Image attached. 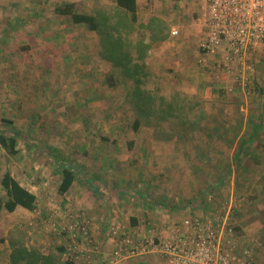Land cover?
Returning a JSON list of instances; mask_svg holds the SVG:
<instances>
[{"label":"crops","instance_id":"obj_1","mask_svg":"<svg viewBox=\"0 0 264 264\" xmlns=\"http://www.w3.org/2000/svg\"><path fill=\"white\" fill-rule=\"evenodd\" d=\"M66 3H73L74 11L80 7L85 14H92L96 7L107 5L103 0H0V116L16 122L38 120L35 135L42 138L47 148V153L44 152L47 155L43 157L49 160L45 170H54L56 175L53 176L57 180L55 193L49 194L43 191L45 188L42 186L43 190L39 187L35 189L34 184L26 182L24 185L18 181L35 194L36 206L33 210L17 206L10 213L17 211L24 217L29 214L38 217L32 226L34 231L30 234L33 233L32 242L41 253L47 255L49 248L56 246L59 250L66 248V262L69 264H109V254L114 247L109 236L111 226L120 225L139 232L151 226L159 230L176 217L172 211H168L175 205L165 207L155 199L178 198L181 193L171 185L183 184L186 192V185L192 182L200 180L201 183L196 184H202L206 179L213 180L202 173L201 177L199 173L196 174L197 179L191 177L193 174L189 171L193 162L200 171L206 166L205 159L198 153L194 159H189L191 150L200 152L193 146L155 140L152 136L148 143L128 142V138L131 140L135 135L145 134L141 129L134 131L127 125L121 126L120 130L114 128L120 125L119 120H125L134 109L136 84L110 61L102 58L97 33L85 23L73 22L69 14L57 11ZM109 3L114 5L115 0ZM152 17L163 21L165 36L157 42L152 41V44L148 30L142 36L144 43L149 46L143 52L142 59H136L141 69V93L153 98L154 94L165 98H171L176 93L197 96L205 105H217L220 117H224L227 110L236 117L233 106L241 105L244 112L241 126L236 127L239 131L232 133L228 129L230 134L238 133L230 149L231 167L238 161L235 156L241 157V154L250 151L261 153L262 161L253 157L251 160L264 166V148L254 145V138L264 135V87L259 82V76L256 74V85L261 92L258 96L259 92L253 88L255 81L248 85L247 93L245 88L229 92L219 79L202 71L197 62L200 56L198 43L202 29V7H196L192 0H136V24H146ZM171 29L178 30V33L171 35ZM133 57L136 55L133 54ZM115 94L119 102L123 99L126 104L127 101L131 104L117 111V114L108 111V101ZM230 101L233 105L227 108V102ZM232 128L236 130L235 125ZM216 132V137L224 135L222 130ZM209 144L213 150L221 148L226 151L227 148L221 145L219 137L206 145ZM239 147H242L240 152ZM34 160H29L27 167L33 164L34 167L40 166L39 160ZM213 162H210L211 170L215 168L216 171L219 163L215 159ZM62 167L72 170L73 180L70 187L60 193L58 185ZM232 174L231 178L227 175L232 184L241 180L238 173L236 175L233 171ZM225 175L223 171L219 183L226 180ZM180 176L181 180H177ZM259 181L264 182V177ZM149 183L155 190L150 196L152 201L151 198L149 201V195L143 193L149 188ZM202 190L204 192L207 189ZM188 191L187 194L193 196ZM257 194V198L263 202L259 214L264 215V190ZM56 197L59 202L63 198L68 200L63 206H69L67 212L72 211L73 214L66 219V225L74 237L57 240L54 245V241L45 243L46 235L42 229L38 230L41 228L38 221L42 222L40 216L45 214L44 205ZM52 206L57 217L63 219L62 205L53 203ZM190 206L186 207L187 210L196 214L199 210L202 214L203 210ZM185 213L186 210L182 209L177 216L181 217ZM83 217L90 221H87L90 241L80 234L82 232L78 225L85 227ZM243 229L247 233L244 235V244L253 246L258 236L256 240L262 247V219L247 221ZM3 242L10 247L6 239ZM41 242H44V246ZM69 245H72V252H69ZM261 247H258V252L262 258L261 264H264ZM9 254L10 248L3 252L0 263L10 264ZM122 264L172 262L165 256L147 254L124 259Z\"/></svg>","mask_w":264,"mask_h":264},{"label":"rangeland","instance_id":"obj_2","mask_svg":"<svg viewBox=\"0 0 264 264\" xmlns=\"http://www.w3.org/2000/svg\"><path fill=\"white\" fill-rule=\"evenodd\" d=\"M109 2H111V0H103V3L107 5L99 6L96 8L111 7L112 4H110ZM192 2L196 4V7L198 6L201 7V0H192ZM75 10H77V12L80 13H85V11L80 9V7H76ZM144 33H145V29L141 27L138 28V25L136 24L134 30H132L131 34L128 36V39L134 41V38L136 40L138 37L146 34ZM252 63H253V73L251 76L252 78L250 84L252 85V82L255 81L254 82L255 84H253V88L255 89V92L256 91L259 92L258 93L259 96L261 92L259 91L260 88L256 85V83H258V80L256 79V74L259 76V82L264 87V46H261L253 51ZM201 69L205 74L215 77L214 74L210 73L205 68H201ZM246 88L248 87H245V93L248 92V89ZM225 90L228 91L227 89ZM249 90L252 92L251 88ZM233 91H229V92H233ZM232 95L233 94H230V96ZM147 96L150 97V99L148 100L149 105L148 103L146 104L147 113L145 114L138 113L136 107H134V109L132 108L133 109L132 111L130 110L131 113L127 114L126 119L119 120L120 125L119 126L117 125L114 128H118L120 130L121 126L127 125L128 128L133 129L134 131H136V129L139 128L141 129L142 133L145 134L143 136L135 135V138L131 140H129L128 138L127 139L128 142L132 141L135 143L136 142L148 143L152 136V138L155 140H167L172 144L177 142V143L193 146L194 148L198 149L200 152L191 150V152L189 153V159H194V156H196L197 155L196 153H198V155H200L205 159L204 163L206 162V166L201 169L202 171L201 172L200 169H197V167L194 165V162L190 160L193 162L191 169L189 168L190 169L189 172H191V175L193 174V176L191 177L197 179L196 174L199 173L201 177V173H202L207 178L211 177L213 180V182H211V181H207L206 179V181L202 184H199L201 183L200 180L196 181L199 182L198 184H196V182H192V184L186 185L187 187L186 192L185 189H183V186L185 188V185L183 184L171 185L181 193L178 198L171 196L170 198L167 199H163L159 197L158 199H155L158 201V203L160 202V204L164 205L165 207L166 205H170V206L175 205V207H171L173 208L172 210H168L170 212L171 211L173 212L174 217L176 216L175 218L172 219L180 220L185 216L186 217L198 216L200 215L201 211L198 210L197 212L198 214H196L193 211H189V209L187 210L186 207L191 205L190 207H198L201 210H206L210 206L215 205L216 202H220V200L223 201L226 200L228 196L232 194L234 199L233 202L236 204L233 218L235 223L237 224V228L240 234L247 235L246 231L243 229V226L247 221L256 220L260 218L264 222V215L259 214V210L261 209L263 202L261 199L259 200V198H257L259 197L258 196L259 194L257 193H260L264 190V182L259 181L261 180V177H264V166H262L260 163L256 164L253 160H251L252 157L254 159L261 160L260 157L261 153H259V151L257 152L250 151L243 153L241 154V157H238L237 159L238 161L235 163V166L231 167L230 149L232 148L231 146L236 141L237 138L236 134L238 133L230 134L228 129H231L230 132L232 133L239 131V129L237 130L236 127L241 126V122H242L241 117L244 112V109H241V105H239V107L233 106L234 113H236V117L235 114L232 115L229 114L228 110L224 114L225 115L224 117L223 115L222 117H220L221 115L219 113L217 105L215 104L209 105L208 103L205 105L201 100V98L197 96H191L188 94H181V93H176L171 98H167V97L165 98L163 97V95L161 96L158 94L157 95L154 94V98L151 97V95L150 96L147 95ZM226 96L227 95H225V97ZM151 101H152V109H153L152 111H151ZM170 101L171 104H173V106L169 110L167 103ZM129 105L131 104L128 101L126 104L123 99L122 102H119L115 94V96H112L110 98V101H108V111L109 113H111L110 111L112 110L117 114V111L123 110V108H127V106ZM232 105H233L232 101L227 102V108L232 107ZM250 112L253 111L251 110ZM139 114H140V122L135 127L134 121L135 119H137V116H139ZM110 117L111 116L109 115V118ZM123 120L125 121V124ZM37 123H38L37 119L21 120L16 122L10 118H5L4 116H0V133H3L6 136H10L16 133L14 134L16 136L15 153L13 154L8 153L0 145V177L3 171L5 169H8L10 170L11 174L21 184L25 185V183L28 182L34 184L35 189H38L39 187V189L43 190L41 186L44 187L45 190L43 191H45V193L47 194H49L50 192L55 193L57 180L54 178V176L56 175V172L54 170L51 172L49 168H46V170L49 171V173H47L45 170L46 162L49 160H47L46 157H43V155H47L45 154L47 153V148L44 145L42 138H40L38 135H35V133L37 132V128H36ZM109 123L112 124L111 122ZM234 125L236 130H233L232 128L234 127ZM263 126H264V122H263ZM26 127L28 128L27 130ZM21 130L23 131V134L21 133ZM216 130L224 131L223 132L224 135L220 134V136L218 137L220 138L221 145L227 147L226 151L222 150L221 148L213 150L211 149L210 144L206 145L207 143H210L213 139L217 140L218 137H216V133H217ZM208 131L210 132L211 136L210 135L207 136ZM107 139L110 141L109 137H107ZM254 141H255L254 145L258 144L263 146L264 148V135H261L256 139L254 138ZM117 142L118 141L116 138L115 143ZM254 145L252 144L253 147ZM35 146L37 148H35ZM210 153L212 154L210 155ZM34 159L39 160V162L41 163L40 166L34 167L33 164L31 167H27V162L29 160H34ZM44 159L45 161L42 162ZM214 159L217 160V163H219L218 164L219 167H217L218 169H216V171L215 168L211 170L212 167L210 162L214 164L213 162ZM42 166L44 168H42ZM181 171L183 172V170ZM223 171L224 173H226L225 175L226 180L219 183V181H221V173ZM233 171L236 175L239 174L241 176V180L235 181L232 184L228 178H231V175H233L232 174ZM227 175H229L230 177L227 178ZM181 176L177 177L176 179L181 180L182 178ZM215 179H217L216 182H214ZM256 179L259 180L255 182ZM148 187L149 188L145 189L143 193H145V195L147 196L149 195V201H150V198L155 193V190L151 188V183H149ZM202 188L207 189L206 191L210 189V192L208 195H206V197L201 195L203 191ZM187 191L189 194L193 196L188 195ZM3 196H4V190L0 185V198H2ZM67 201L68 200L63 198L61 202H59L56 197V199L52 198L50 203L44 205L43 210L45 214H43V217L40 216L42 222L38 221L39 226L41 227L38 230L41 231L42 229L43 234L46 235V238L44 239L45 243H47L48 241H54L55 242L54 245H55L57 244L56 243L57 240H61V239L68 240L74 237L68 225H66V219L69 218L71 214H73L72 211L67 212L69 210V206H65V207L63 206V204L67 203ZM53 203L55 204L59 203L62 205V210L64 211L62 212L63 219L57 217V213L56 212L54 213V211L52 210ZM161 208L164 209L163 207ZM182 209L186 210V213L183 216L178 217L177 214L181 213ZM35 219L36 220L38 219V217L35 215L31 216L29 214L26 217H24L21 216L17 211H15L14 213H10L5 208L0 209V258L1 257L3 258V252L7 251V249L10 248L6 246L7 244H5V242H3V240L6 237H8L9 234H11V236L13 235V239L16 240V242H24L28 247L37 248V246L34 244V242H32L31 239L33 237V233L30 234V232L34 231V227L32 226L36 222ZM82 221L84 222V226L86 227L87 232L84 233L83 230L81 229L82 224H79L78 225L79 230L82 232L80 234H82L85 239L87 238L86 241H90L89 238L90 231L87 223L89 219L87 217H83ZM53 236H56V238H53ZM258 238H259L258 236L255 239L253 238L254 245L252 246L250 245V243H248V246L251 247V249L254 252V255L256 256V259L258 260V263L261 264L262 258L258 252L259 248L261 247L260 246L261 243L256 240ZM262 241H264V237ZM43 243L44 242H41L42 246H44ZM263 243L264 242H262V247L260 249L261 251H264ZM239 246H240V242L237 243V248ZM52 247L49 248V252L47 254V256L49 257L47 264H64L68 260L66 248L65 250L64 249L59 250L58 248H56V246H52ZM45 249L48 248L45 247ZM262 255L264 256V252H262Z\"/></svg>","mask_w":264,"mask_h":264},{"label":"built area","instance_id":"obj_3","mask_svg":"<svg viewBox=\"0 0 264 264\" xmlns=\"http://www.w3.org/2000/svg\"><path fill=\"white\" fill-rule=\"evenodd\" d=\"M201 7L198 65L214 74L228 91L248 87L252 53L264 46V0H201ZM227 199L198 216L171 220L159 230L151 226L139 232L111 226L114 247L109 264L147 254L168 257L172 264H259L234 221L233 195ZM82 230L87 232L86 227Z\"/></svg>","mask_w":264,"mask_h":264},{"label":"trees","instance_id":"obj_4","mask_svg":"<svg viewBox=\"0 0 264 264\" xmlns=\"http://www.w3.org/2000/svg\"><path fill=\"white\" fill-rule=\"evenodd\" d=\"M57 11L59 13L69 14L73 22L85 23L90 30L97 33L102 48V58L110 61L113 66L119 68L124 75L133 80L136 84L134 101L136 110L138 113H147L146 104L148 103L149 105L148 100L150 97L141 93L142 91L139 88L141 83V69L136 59H142V54L149 45L144 43L142 36L138 37L135 42L128 39V36L136 25V0H115V4L111 7L96 8L92 14L74 11L73 3H66ZM137 25L138 28L141 27L149 31L151 44L152 41L153 43L157 42L165 36L163 34L164 23L158 17H152L146 24L140 23ZM133 54L136 55L135 58ZM167 104L170 110L173 104H171V101ZM139 122L140 114L134 121L135 127ZM14 134L6 136L0 133V145L10 154L16 152V136ZM240 150H242V147H239V152ZM237 158L235 156V159ZM72 180V170L69 167H62L58 191L60 193L66 191L70 187ZM0 185L4 190V196L0 198V209L5 208L11 212L17 206L28 210L35 208V194L22 186L9 170L3 173L0 179ZM209 192L210 189L208 191L205 190L201 195L206 196ZM5 239L9 242L11 248L9 254L10 264H47L49 257L41 253L37 248L28 247L24 242H16L11 234ZM64 264L69 263L65 262Z\"/></svg>","mask_w":264,"mask_h":264}]
</instances>
